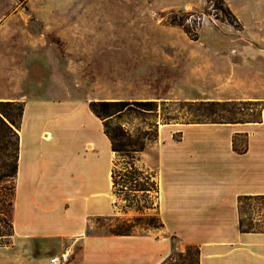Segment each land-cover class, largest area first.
<instances>
[{"label": "crops", "instance_id": "obj_1", "mask_svg": "<svg viewBox=\"0 0 264 264\" xmlns=\"http://www.w3.org/2000/svg\"><path fill=\"white\" fill-rule=\"evenodd\" d=\"M251 7L252 32L241 28L206 53L220 55V71L243 97L263 102L264 0ZM10 10L0 0V28ZM21 102L12 242L0 246V264H49L62 253L70 264H164L186 247L197 264H264V233L238 227V199L264 196V109L256 122L157 128L153 154L140 164L154 168L160 235H94L93 220L115 215L114 154L101 121L82 100Z\"/></svg>", "mask_w": 264, "mask_h": 264}, {"label": "rangeland", "instance_id": "obj_2", "mask_svg": "<svg viewBox=\"0 0 264 264\" xmlns=\"http://www.w3.org/2000/svg\"><path fill=\"white\" fill-rule=\"evenodd\" d=\"M8 3L11 10L0 28V103L23 98L156 102V115L122 118L123 127L134 136H154L156 127L165 122H191L185 105H195L194 109L202 102L222 103L225 112H218L215 119L241 122L258 121L264 109V101L243 97L249 93L238 91L230 80L233 75L220 71V55L206 53L220 52L228 37H239L241 28L252 32V0ZM226 9L239 28L230 24ZM0 110L15 121L16 133L17 107L4 104ZM155 142L147 144L144 152L152 155ZM15 143V137L0 126V246L12 242ZM142 154L135 164L138 172L128 176L127 185L119 176L132 171L123 160L116 162L115 215L93 220L90 234L160 235L155 172L140 164ZM241 211L245 224L259 223L264 217V209L256 203H244ZM173 243L175 248L181 246ZM170 257L165 264H197L193 247L174 250Z\"/></svg>", "mask_w": 264, "mask_h": 264}, {"label": "trees", "instance_id": "obj_3", "mask_svg": "<svg viewBox=\"0 0 264 264\" xmlns=\"http://www.w3.org/2000/svg\"><path fill=\"white\" fill-rule=\"evenodd\" d=\"M19 3H23L24 0H17ZM226 12L231 16V25H235L236 29L240 27L237 19L230 14L228 9ZM6 104L7 106L17 107L18 110V118L19 122L17 125L16 133L13 130V126L16 127L15 121H13L8 115L3 113L0 110V126H3L7 129V131L13 135L16 139L15 149H14V166H13V180H15L16 170H17V162L19 155V134L18 131L20 129V122L24 110V104L22 102L17 103H0V107ZM187 106L188 113L192 116L194 120L191 122H187L185 124H234V123H242L241 121L224 119V120H216V117H219V113L225 112V105L222 103L216 102H202L196 105L197 108L192 109L195 105H185ZM157 103L153 101H92L89 103V109L91 113L98 118L102 123V128L105 136L108 138L110 143V149L114 154L113 160V168L111 172L112 186L115 191L116 187L119 185L117 182V176L115 172L116 162L119 160H123L132 172L126 171L124 175L119 176V180L124 182L125 185L131 180L128 176L134 175L137 173V168L135 166L136 162L139 161L140 155L146 150L147 144L152 141L157 140V127L155 130V135L152 134H144V135H131L124 127L123 123H121L122 118L126 116H134L138 117L141 115H156L157 112ZM218 108L219 111L214 110ZM202 109V110H201ZM222 119V118H221ZM167 121H170L171 118L167 117ZM164 124H170L169 122H165ZM146 182L148 181V177L145 178ZM136 181V180H134ZM124 187L126 188V186ZM136 187V186H135ZM256 203L260 205L264 209V196H244L238 199V213H239V222L238 227L240 232L242 233H264V217L262 221L259 223H248L245 224L242 216L241 206L244 203ZM161 227V224H160ZM110 235H130L128 232H110ZM178 257L181 255L177 254ZM172 258H168L166 261L171 260ZM164 262V264L166 263Z\"/></svg>", "mask_w": 264, "mask_h": 264}, {"label": "built area", "instance_id": "obj_4", "mask_svg": "<svg viewBox=\"0 0 264 264\" xmlns=\"http://www.w3.org/2000/svg\"><path fill=\"white\" fill-rule=\"evenodd\" d=\"M70 256L68 253H62L49 260V264H70Z\"/></svg>", "mask_w": 264, "mask_h": 264}, {"label": "bare ground", "instance_id": "obj_5", "mask_svg": "<svg viewBox=\"0 0 264 264\" xmlns=\"http://www.w3.org/2000/svg\"><path fill=\"white\" fill-rule=\"evenodd\" d=\"M49 138H50V136L46 134L45 135V139H49Z\"/></svg>", "mask_w": 264, "mask_h": 264}]
</instances>
